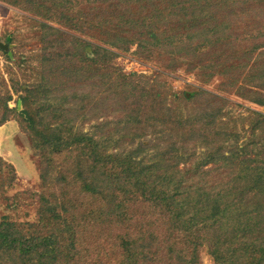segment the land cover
I'll list each match as a JSON object with an SVG mask.
<instances>
[{
  "label": "trees",
  "instance_id": "obj_1",
  "mask_svg": "<svg viewBox=\"0 0 264 264\" xmlns=\"http://www.w3.org/2000/svg\"><path fill=\"white\" fill-rule=\"evenodd\" d=\"M1 1L40 28L42 192L37 221L0 220V264H264V112L239 129L223 95L116 63L136 47L264 107V0Z\"/></svg>",
  "mask_w": 264,
  "mask_h": 264
},
{
  "label": "rangeland",
  "instance_id": "obj_2",
  "mask_svg": "<svg viewBox=\"0 0 264 264\" xmlns=\"http://www.w3.org/2000/svg\"><path fill=\"white\" fill-rule=\"evenodd\" d=\"M0 42L6 46L0 48V220L35 222L42 192L40 160L22 129L32 108L21 90L40 78L39 25L22 10L0 0ZM116 63L128 73L152 75L168 82L179 95L191 94L199 87L223 95L231 101V121L236 119L232 123L239 129L248 124L244 117H237L240 112L244 116L247 109L264 112L262 105L241 97L224 77L201 74L160 56L143 58L136 47L119 52ZM194 201L191 195L185 200ZM200 262L216 264L206 249L201 251Z\"/></svg>",
  "mask_w": 264,
  "mask_h": 264
},
{
  "label": "water",
  "instance_id": "obj_3",
  "mask_svg": "<svg viewBox=\"0 0 264 264\" xmlns=\"http://www.w3.org/2000/svg\"><path fill=\"white\" fill-rule=\"evenodd\" d=\"M0 48L6 49V46H5L2 42H0ZM88 51L90 52L91 50L88 49ZM188 95H189V94H188Z\"/></svg>",
  "mask_w": 264,
  "mask_h": 264
}]
</instances>
